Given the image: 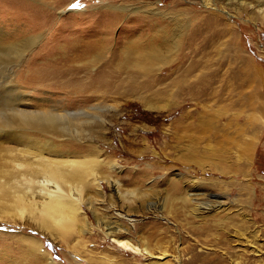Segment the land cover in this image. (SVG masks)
Masks as SVG:
<instances>
[{
    "label": "rangeland",
    "instance_id": "obj_1",
    "mask_svg": "<svg viewBox=\"0 0 264 264\" xmlns=\"http://www.w3.org/2000/svg\"><path fill=\"white\" fill-rule=\"evenodd\" d=\"M0 107L65 129L2 130L1 155L101 161L75 231L0 221V264H264V0H0Z\"/></svg>",
    "mask_w": 264,
    "mask_h": 264
},
{
    "label": "bare ground",
    "instance_id": "obj_2",
    "mask_svg": "<svg viewBox=\"0 0 264 264\" xmlns=\"http://www.w3.org/2000/svg\"><path fill=\"white\" fill-rule=\"evenodd\" d=\"M35 43L36 38H31L3 53L15 54L19 58ZM10 111L8 113L5 108L0 107V131L20 128L22 140L30 136V130L53 134L65 130L60 128L63 125L59 121L64 116L48 113L16 119L15 117L19 115L11 107ZM3 150L4 155H1L0 151V221L21 228L23 226L35 229L40 234L51 237L52 231H57L60 236L68 238L67 236L72 234L81 222L79 216L82 214L81 206L85 202L86 189L94 186L97 192L100 191L99 150L94 149L95 157L80 158L79 154L73 155L74 152H61L51 142L41 144L37 140L26 142L20 150L16 148ZM114 167L116 166L112 165L111 168ZM191 197L193 194H190L187 200L195 201ZM106 230V235L112 237L120 248L135 255L141 253V256L153 257L149 249L140 250L127 240L117 239L116 232L122 230L118 224L109 223ZM154 236L155 233L151 239H154ZM22 241L30 248H41V242L37 239L25 236ZM44 255L48 264L54 263L47 252L44 251ZM165 257L166 254L158 259L162 260Z\"/></svg>",
    "mask_w": 264,
    "mask_h": 264
},
{
    "label": "snow or ice",
    "instance_id": "obj_3",
    "mask_svg": "<svg viewBox=\"0 0 264 264\" xmlns=\"http://www.w3.org/2000/svg\"><path fill=\"white\" fill-rule=\"evenodd\" d=\"M71 7L78 8V7H82V5H79L78 3H74L73 5H71Z\"/></svg>",
    "mask_w": 264,
    "mask_h": 264
}]
</instances>
